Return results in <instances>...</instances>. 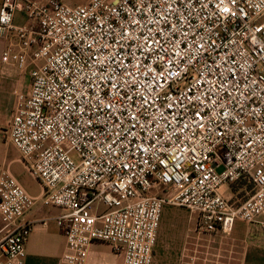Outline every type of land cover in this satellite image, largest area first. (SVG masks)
Segmentation results:
<instances>
[{
    "label": "built area",
    "instance_id": "built-area-1",
    "mask_svg": "<svg viewBox=\"0 0 264 264\" xmlns=\"http://www.w3.org/2000/svg\"><path fill=\"white\" fill-rule=\"evenodd\" d=\"M0 35L29 77L5 139L41 186L0 171V264H23L37 200L62 210L59 264L93 242L152 264L167 203L200 233H264V0H1ZM239 179L250 193L227 197Z\"/></svg>",
    "mask_w": 264,
    "mask_h": 264
},
{
    "label": "crops",
    "instance_id": "crops-1",
    "mask_svg": "<svg viewBox=\"0 0 264 264\" xmlns=\"http://www.w3.org/2000/svg\"><path fill=\"white\" fill-rule=\"evenodd\" d=\"M87 1L84 0L75 5H85ZM24 20V13L17 12L14 17V24H21ZM5 44L6 40L0 38V53ZM20 74L22 73L16 68L2 65L0 62V100L8 95L16 96L17 92L15 91H19L20 89V82L16 76H20ZM8 117L9 114L6 116L4 122L0 123V133L4 134ZM5 141L7 144H11L6 139ZM15 152V156L7 161L8 167L13 162L20 163V155L17 150ZM20 183L31 195L39 198L41 186L34 178L25 184ZM221 191L223 192L222 188ZM61 211L58 207L46 206L40 200H37L36 204L26 213L25 217L33 221V228L25 243L23 264H59V258L65 246V238L57 227L53 217ZM162 212L160 222L162 221ZM160 224L157 231L156 244L153 248L152 264H170L166 258L173 256V254L176 255L181 251L180 243H182L184 238V232L179 237H174L172 241V234L162 230ZM211 236H213V241H215L214 248H216L218 240L221 241L224 235L216 233ZM227 237L229 244L236 249L238 264H264V233L259 225L249 224L239 219L235 220ZM197 240L198 234L193 229L191 231V228H185V264H191L190 257L195 258L196 251L200 248ZM97 244L99 243L93 242L89 246L86 264H90L89 256L98 252Z\"/></svg>",
    "mask_w": 264,
    "mask_h": 264
},
{
    "label": "rangeland",
    "instance_id": "rangeland-1",
    "mask_svg": "<svg viewBox=\"0 0 264 264\" xmlns=\"http://www.w3.org/2000/svg\"><path fill=\"white\" fill-rule=\"evenodd\" d=\"M61 1L69 5H75L84 0ZM0 38L4 39L3 35H0ZM16 78L20 82V89L15 92L18 94H25L29 83L28 74L22 73L20 76H16ZM15 101L16 96L14 95H8L0 100V123L4 122L8 114L10 115L14 108ZM14 149L15 148H13L11 144L6 143L5 135L0 133V171L2 169H7L16 179L25 184L30 182L32 178L22 166L21 162H13L9 167L7 166V161L12 159L16 154V149ZM222 189L224 194L231 198L243 199L250 193L249 184L247 183L242 185L239 183H230L222 186ZM162 211V221L159 222V224L161 223L160 228L166 231V233L172 234V241L174 237H179L181 233L184 232V238L182 243H180L181 251L166 259L170 264H185V228H191V231L192 229L194 230L196 213H191L183 206L168 203L163 205ZM2 226V222L0 221V229H2ZM195 232L198 234L197 243L200 244V248L196 251V256L192 264H238L236 249L229 244L227 234H222L224 236H222L221 241L218 240L217 247L214 248L215 241H213V236L197 231ZM98 243V252L89 256L90 264H121L120 257L114 253L107 242ZM158 258L160 259V257Z\"/></svg>",
    "mask_w": 264,
    "mask_h": 264
},
{
    "label": "trees",
    "instance_id": "trees-1",
    "mask_svg": "<svg viewBox=\"0 0 264 264\" xmlns=\"http://www.w3.org/2000/svg\"><path fill=\"white\" fill-rule=\"evenodd\" d=\"M233 183H239V184L242 185V184L247 183V182H246L245 179H239V180H237V181H235V182H233ZM233 183H232V184H233ZM247 184H249V190H250L252 186H251L250 183H247ZM245 197H246V196H245ZM245 197H244V198H245Z\"/></svg>",
    "mask_w": 264,
    "mask_h": 264
}]
</instances>
